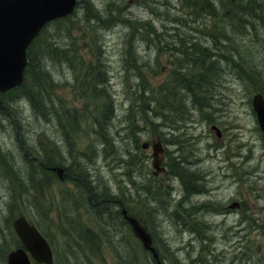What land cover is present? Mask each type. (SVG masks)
<instances>
[{
  "label": "rangeland",
  "instance_id": "rangeland-1",
  "mask_svg": "<svg viewBox=\"0 0 264 264\" xmlns=\"http://www.w3.org/2000/svg\"><path fill=\"white\" fill-rule=\"evenodd\" d=\"M90 1L102 15L112 9L107 25L89 28L92 16L80 4L70 38L52 29L41 37L74 42L68 55L79 63L78 70L48 63L54 82L43 89L53 109L38 115L17 97L0 113V264L17 247L12 222L20 214L47 238L53 264H154L120 217V197L167 264H264V137L251 104L255 92L264 96V20L243 14L236 28L227 0H216L213 12L191 0ZM251 2L264 14V0ZM191 41L208 50L202 100L172 88L187 76L175 79L176 65L201 60ZM228 44L240 60L229 57ZM104 71L110 100L93 99L102 97L94 91L87 102L88 82ZM156 138L166 172L153 175L151 148L141 143ZM45 155L62 163L65 179L39 165ZM189 179L198 188L191 195ZM87 181L97 196L110 193L100 197L101 210L86 203ZM233 201L238 206L228 207Z\"/></svg>",
  "mask_w": 264,
  "mask_h": 264
},
{
  "label": "trees",
  "instance_id": "trees-1",
  "mask_svg": "<svg viewBox=\"0 0 264 264\" xmlns=\"http://www.w3.org/2000/svg\"><path fill=\"white\" fill-rule=\"evenodd\" d=\"M215 1L216 0H191V6H193L194 2H196L200 8L205 6L208 11L213 12L211 10V8H214ZM235 1L236 0L231 2L230 0H227L226 4H225L224 12H225V15H227V14L230 15L229 21L230 22L235 21V27L238 28L240 26L241 16L243 15V13L239 9L240 4L235 3ZM123 3H124V0H121V2H117V4L119 6H123L124 5ZM203 3H205V4H203ZM246 3L248 6V10H246L247 16L255 17V15L257 13H259L257 15V17L261 18L260 20H264L263 8L260 5V7L262 9L260 12L259 8H258L259 3L251 2V0H248ZM80 4H83V9H84L83 13L92 16V19L88 24V26H90L89 28L94 27L95 25L105 26V25H107V22L110 19L109 17H106L107 14H110L113 16V12H111L112 9H110L106 15H102L100 10H96L93 7L92 2L90 0H76L75 9L77 8V10H78V7L80 6ZM191 11L193 13H195L194 9H192ZM75 12L76 11H73L72 13L67 14L64 17L56 18L54 20L47 22L41 28V30L38 32L36 37L31 41V43L28 46L27 51H26L28 62L24 68L23 81L20 85L15 86L9 90H6L0 94L2 103H3V105L6 106L4 109L3 108L0 109V113H4V110L9 107V102L14 101V99H17V97L25 98L29 102V104L31 105L32 109L35 112H40V114H38V115L44 116L47 113V111H51L53 109V105H55L56 100L51 96H49V98H47V96H45V94H44V89H43V86L46 88L47 85H49V83L53 84V82H54L52 74L49 71V64L48 63L51 62V64L53 66H57L56 64H58V63H59L58 66L62 65L64 63H68V64L72 65V70H78L79 63L76 60L74 61L68 55V54H71L70 53L71 50L75 51L74 49L76 46H75L74 42L69 41L68 44H61V42L53 39L52 36H50L51 37V38H49L50 42L46 43V41L41 40L42 39L41 37L43 36V34H46L49 31V29H52V33L57 34L56 38L69 37L71 29L73 28V26L69 23V19L73 16V14ZM202 12H203L202 9L199 10V14H202ZM50 25H52V26L49 27ZM219 28L222 29V26H220ZM156 34L158 35V33H156ZM96 38H97V35L93 39H96ZM222 40H223V42L227 41V38L225 35L222 36ZM196 43L197 42H194V41L188 42L187 48H189L191 50V53L193 55L199 54L201 56V60H198V58L194 57L195 59H191L189 62L191 63L193 61H198V64L202 63L204 65V68L206 67V70H204V71H203V69H201V71L199 70L197 72L198 75L192 78V80L197 79L198 82L201 83L199 87L204 93H202L200 90L198 91V89L195 86L197 83L196 84L192 83L191 78L188 81H186V79L185 80L181 79V81H179V82L173 81V84H172L173 87L172 88L177 93H179L178 88H179V90H185L187 93L191 94L194 98L202 100L204 98V95L206 93V89L208 87L206 80H207V75H208L209 71H207V67L209 69L210 66L208 64L209 60L207 58L208 57V54H207L208 50L202 49V51L199 52L197 50V47H195L197 45ZM174 44L175 43H172V45H174ZM214 45H218V43H214ZM165 47H167V46H165ZM225 47L231 52L230 54H228L231 59L234 56L237 57L239 60L242 58L240 51L237 48L231 47L230 44H228V46H225ZM134 49H135V47H134ZM187 52L188 51L186 49L183 50L184 54H186ZM55 53H57V54L54 55ZM135 53H136V50H135ZM73 57H74V55H73ZM206 60H208L207 63H206ZM211 63H213V62H211ZM45 65L48 66L47 69L45 68ZM179 66H181L185 69H188L187 65H182L181 63L178 66L176 65V69ZM176 69H175V73L178 72V71H176ZM191 70H192V68H191ZM79 71H80V69H79ZM171 71H172V68H170V73H171ZM181 76L182 75H179V76L177 75L175 77V79L178 80ZM96 81H97L96 78L92 76L91 81L88 82L89 85L87 87L93 86L94 88L90 89L87 92L86 101L89 102L92 100L91 97L88 96V94L90 93V95L93 96V93L95 91L98 94H101L102 97L100 95H96V96H93V99L98 97V98H100L101 101L104 99L103 103H105V101L107 103V101L110 100V98H109L110 96L107 92V88H106V84H105V71L100 76L99 80L97 82ZM102 83L104 84V87L100 88L101 89V92H100L99 90L95 89V87H100V85ZM169 85H170V83H169ZM169 85L166 86L167 89H169ZM80 92H82V87H80ZM167 92H168V90L166 91V94H164V96H163V98L166 100H167V96H166ZM172 102H175V101H172ZM159 105L160 104L157 101V103H155L153 108L159 107ZM126 155H129V153L127 152ZM45 156L46 157L44 159H42V161H40V163H39V165L42 166L43 168H50L51 166H61L62 165L61 162H56L53 159L52 160L49 159L48 155H45ZM81 183L84 186V188H86L85 190L87 192H89L91 195V199L86 201V203L89 204V207L91 208L90 211H93L96 209L101 210V208H99V207H101L100 204H102V202H100L101 201L100 197L102 199H104L107 196V194H110V193H108V191H105V193H103V195H100V197H99L96 195L97 193L94 192L95 188L89 184V181H87L85 183L84 182H81ZM120 198H121V200L119 199L120 201H118L117 205L119 204L121 206H124L123 204H124L125 198L124 197H120ZM105 200H107V199H105ZM125 208L127 209L128 207H125ZM127 211H129V210L127 209ZM120 217L122 218L121 213H120ZM94 220L97 221V222L94 221L95 222L94 224L97 223L98 226L95 227L94 225H92L91 227H93V229L95 228V231L98 233L97 227H100L101 224L99 223V219L95 218V215H94ZM89 231H90L89 229L86 230V233H85L86 237H88ZM15 242H16V246L20 245L18 239H16ZM126 264H130V263L127 261Z\"/></svg>",
  "mask_w": 264,
  "mask_h": 264
},
{
  "label": "water",
  "instance_id": "water-1",
  "mask_svg": "<svg viewBox=\"0 0 264 264\" xmlns=\"http://www.w3.org/2000/svg\"><path fill=\"white\" fill-rule=\"evenodd\" d=\"M74 6L75 0H0V92L22 82L23 69L27 64L26 48L42 26L54 18L71 13ZM251 104L259 128L264 135V98L256 93ZM2 106L0 100V107ZM211 128L217 135H220L215 125ZM150 146L153 174L156 175L164 171V167L160 166L159 157L163 148L159 140L152 141ZM147 147L148 142H143L142 148ZM52 169L56 170L58 176L62 178L63 168L57 166ZM237 205V202H233L229 206ZM122 213L143 248L151 252L155 264H165L152 246L151 235L145 227L136 217L126 214L124 208ZM12 226L22 246L16 247L7 254L6 264H32L30 257L39 263L50 264L52 262L50 246L34 224L23 215H19L14 218Z\"/></svg>",
  "mask_w": 264,
  "mask_h": 264
},
{
  "label": "bare ground",
  "instance_id": "bare-ground-1",
  "mask_svg": "<svg viewBox=\"0 0 264 264\" xmlns=\"http://www.w3.org/2000/svg\"><path fill=\"white\" fill-rule=\"evenodd\" d=\"M203 4H205V3H203ZM239 9L241 10V12L243 14H246L247 13L246 10H248L247 3L246 2H242L240 4V6H239ZM224 34L226 35V33H224ZM191 68H192V70H194L195 68L200 69V71H201V69H203V71L206 70V67L204 68V65L202 63L198 64V61H193V62L189 63L188 69H191ZM188 69H185V68H183L181 66L177 67V69H176L178 71L179 75H182V74H186L187 75L186 76V81H188L191 76L195 75V73L193 71L188 70ZM207 71H209L208 67H207ZM193 77H195V76H193ZM193 77H191V80H192ZM191 82L194 83V84L197 83L195 86L198 89V91L200 90L202 93H204L200 89L199 86H200L201 83L198 82L197 79H193ZM189 180H190V182H189ZM189 180H188V183L186 184V193H187V195L193 194L198 189L197 188V181H195L193 179H189Z\"/></svg>",
  "mask_w": 264,
  "mask_h": 264
},
{
  "label": "flooded vegetation",
  "instance_id": "flooded-vegetation-1",
  "mask_svg": "<svg viewBox=\"0 0 264 264\" xmlns=\"http://www.w3.org/2000/svg\"><path fill=\"white\" fill-rule=\"evenodd\" d=\"M123 216V215H122Z\"/></svg>",
  "mask_w": 264,
  "mask_h": 264
}]
</instances>
